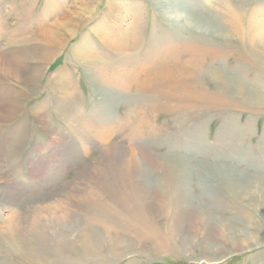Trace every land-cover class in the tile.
Wrapping results in <instances>:
<instances>
[{
	"label": "rangeland",
	"instance_id": "1",
	"mask_svg": "<svg viewBox=\"0 0 264 264\" xmlns=\"http://www.w3.org/2000/svg\"><path fill=\"white\" fill-rule=\"evenodd\" d=\"M179 2L188 31L154 0H0V55L25 78L0 72V107L17 110L0 119V264H264V107L237 96L264 93L246 34L264 0ZM59 20L74 32L52 42ZM187 43L204 71L233 85L203 76L184 90ZM212 53L223 56L202 62ZM25 55L48 58L19 62ZM162 67L179 90L159 78ZM222 169L245 173L239 198L221 185ZM190 194L221 227L205 231L194 208L175 209ZM55 218L76 224L63 247ZM227 227L259 247L233 248Z\"/></svg>",
	"mask_w": 264,
	"mask_h": 264
},
{
	"label": "bare ground",
	"instance_id": "2",
	"mask_svg": "<svg viewBox=\"0 0 264 264\" xmlns=\"http://www.w3.org/2000/svg\"><path fill=\"white\" fill-rule=\"evenodd\" d=\"M154 1H155L156 4H158L164 10V12H166V14H168V16L172 20L175 21V23L179 24L180 28L184 29V31L187 29V27H189V28H194L195 27L194 24H191V22H190L191 18H189L187 16L185 17L183 5H181V2H179V0H154ZM262 11H263V9H261V11H259V12L254 14V16L252 17L253 21L250 24L251 27H249L248 33H246V34L248 35V41H249V44L251 45V47H253L255 50L256 49L258 50L257 52L254 51L255 54H252L251 56H253V58L255 60H259V62H257L258 66L264 67V64L261 62V60H264V19L260 18V20L263 19L262 21L256 20V19H258L257 16H260L259 14H261ZM238 16H240V15H238ZM182 19H183L184 23L181 22ZM194 19H198V17H196ZM236 24L237 25L235 26V29H236V31H239V29H240L239 25H241V21H237ZM55 25L56 26L54 28H52V29H50L48 31V33L51 36L50 40L52 42L55 41V38L53 37V32H63V33L67 32V33H70V34L74 32L73 23H71V24L64 23L63 24L62 20H59V21H57L55 23ZM207 28H209L211 30H214L212 27L211 28L207 27ZM216 29H218V28H216ZM187 31H188V29H187ZM215 31H217V30H215ZM242 31H243V28L241 29V32ZM215 33H217V32H215ZM241 35L244 36L243 33ZM191 48H192V44L187 43L186 50H188L189 53H190ZM185 55H186L185 56V59H186L185 63L182 65V64H180L178 62L177 65L180 64L179 66L181 67V69H183L182 70L183 76L186 78V81H187L186 86H184L185 87L184 90H188L187 91L188 93H190V94L192 93L191 86L193 84L201 85L200 83H201V80H203V76H209L212 80H214V82H216V83L218 82V84H226L227 88H228V85H230V86L233 85V83L229 81L230 79L223 72H221L218 69L212 68L211 71H204L202 69L203 65H201V63L199 64L200 60H199L198 56L200 54H192V53H190V54H185ZM202 55H204V57L202 59V62H204V60L206 58H208L207 60L211 61V66H212L213 62L221 60V58L223 56L222 54H217V53L216 54H213V53L212 54H202ZM47 58L48 57L38 56V55H25V56H22V58L19 59V62H23V61H30V62L31 61H43V60H46ZM84 59H85V57H84ZM250 59L245 57L242 54H236V61H240L241 62V60H242L244 62H247L246 65L251 66V67H255L256 66L255 61L254 60L252 61ZM88 61H91V60L88 59ZM15 63L18 64V61L15 62ZM190 64L192 66L191 69L190 70L189 69H185L186 65H190ZM160 70H161V72L159 73V76H160L159 78L164 80V82L167 81L165 83L169 84L175 90L176 89L179 90L182 87L181 83L178 82L174 78L173 73H172L171 70H169L167 67H162V69H160ZM0 72L4 73L6 76H8L9 78H11L13 80H18V79L20 80L21 79V81H22V79L24 78V77L21 76L19 70H17L14 67V65H12L7 59L2 57L1 55H0ZM156 76H157V74H156ZM24 83H25V81H24ZM165 83H164V85H165ZM202 86H204L203 83H202ZM237 89L239 91L237 96L240 97L242 101L250 102L253 106L264 107V93L261 94V95H258V97L256 96L257 99H252V95L250 93H247L246 90L243 87H238ZM205 95L208 96V94H205ZM191 98L194 99V97H191ZM212 98H218L216 96V92L212 93ZM9 106H11V105H9ZM15 108H16V106L14 107V105L12 107H9V108L0 107V119H2V122L3 121L4 122H9V121H11V119H13L16 116L17 110ZM220 172H221V175L223 176V178L221 180V185L224 188H228V190L234 192L235 196L237 198H239V195H241L240 194L241 187L242 186L246 187V185H249V184H247L249 181L247 180V177L245 176V173H243V172L242 173L241 172L236 173L233 170L230 173H227V171L225 169H222ZM134 173H136V175L139 177V182L140 183H139L138 187L140 189L142 188L141 186L146 188L145 181L142 178V172L140 174L139 171H137L135 169ZM174 177H175V175H174ZM2 179H3V177L0 176V181H2ZM174 183L176 184V182H174ZM8 185H10V184H8ZM256 188L258 190L257 193H260V195H263V199H264V190H263V188H261L260 186H259V188H258V186ZM260 190L263 191V193H261ZM252 192L253 191H249V190L247 191V193H252ZM183 199H184V197H183ZM180 201L181 202H179V201L176 202L175 209L177 211H181L182 208H185V207H188V209H186V210H191V208H194V210L198 214V218H199L198 224H199V226L201 228H203V230L209 231L211 228H213L217 224L211 219V217L209 216L208 210L206 208L201 209L199 205H195L196 197L194 195H193V199H192V196L190 194L189 196H187L185 198V200H180ZM61 221H62L61 218L56 219V221L53 222L55 228L53 229V231H51L52 238H54V239H57V238L59 239V237L61 238V240L58 243L59 244L58 247H63L64 246L63 244H65L64 242H66V236H65L66 232H69L76 225V224L71 223V222H70L71 224L69 223L67 225V224H64ZM63 226H66V227H63ZM218 226H220V225H218ZM86 229H87L88 233H87V241H85V248H86L85 251L87 252V254H90L91 248L95 245L94 242H93V236L95 235V233L92 231L90 226H88V228H86ZM219 231L221 233H223L224 235L227 233L228 237L230 238V242H231L233 248H235V249H237L239 251H243V250H246V249L252 250V249H254L256 247H259V244L255 243L254 241H252L250 236H245L244 234L241 235L240 234L241 232L237 231L234 228L227 227L226 231H224L221 228ZM239 234H240V236H243V237L238 238L237 235H239ZM115 245H118L120 247H122V246L126 247L127 243H126V241L124 242L121 239V241L119 240V242L117 240ZM210 249L212 251H216L215 247H212ZM55 250H57V249H55Z\"/></svg>",
	"mask_w": 264,
	"mask_h": 264
}]
</instances>
